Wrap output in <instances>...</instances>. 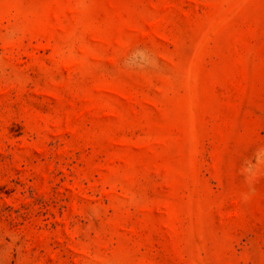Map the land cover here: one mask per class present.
Wrapping results in <instances>:
<instances>
[{
    "label": "rangeland",
    "instance_id": "374dc122",
    "mask_svg": "<svg viewBox=\"0 0 264 264\" xmlns=\"http://www.w3.org/2000/svg\"><path fill=\"white\" fill-rule=\"evenodd\" d=\"M0 264H264V0H0Z\"/></svg>",
    "mask_w": 264,
    "mask_h": 264
}]
</instances>
